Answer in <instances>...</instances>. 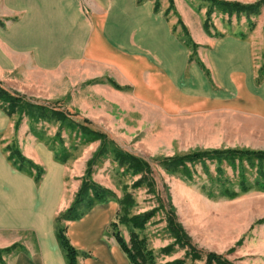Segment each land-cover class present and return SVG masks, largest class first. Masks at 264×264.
<instances>
[{"label": "rangeland", "instance_id": "rangeland-1", "mask_svg": "<svg viewBox=\"0 0 264 264\" xmlns=\"http://www.w3.org/2000/svg\"><path fill=\"white\" fill-rule=\"evenodd\" d=\"M152 1L157 5L156 9L164 3L165 14L171 19L176 18L174 29L180 38L186 36L179 21L187 28L192 40L197 38L198 30L204 31L207 3L200 0ZM226 1L253 4L259 0ZM207 26L211 35H234L249 40L259 75L264 76V3L255 9L231 13L213 8ZM188 48L193 58L192 49ZM25 61L24 57L16 56L20 65L24 66ZM59 67L54 72H43L35 79V72H27L26 76L20 66L2 75L4 85L1 86L31 102L63 111L79 124L106 133L113 141L106 145L107 149L115 145L148 161L152 168L151 187L145 181L138 182L140 174L117 161L109 151L96 158L89 179L110 191L106 195L110 199L108 202L116 208L118 201L124 199L129 217L151 213L143 227L135 231L146 240L157 263L206 264V254L213 252L232 264H264V189L254 185L256 179L262 180L255 159L206 158L185 162L191 177H187L180 166L174 171L165 169L160 161L164 157L196 150H264L263 119L223 112L165 113L149 104L135 102L130 96V88L118 85L107 73H101L98 66H88L77 59ZM0 111L5 114L1 106ZM19 116V127L26 128L28 136L43 143L53 157L63 159L58 162L67 167L65 184L71 189L72 203L82 182L86 162L98 148L99 139L84 137L77 125L69 127L54 120L33 123L24 113L8 117L12 128ZM0 138L4 148L11 142L19 148L15 135L3 134ZM262 165L264 170V161ZM242 183L249 185L246 191L240 190ZM87 194L89 197L77 206L79 217L74 220H80L85 212L97 205L88 207L93 200H88L91 190ZM170 206L176 221L190 237L192 248L174 242L167 225ZM68 221L63 220L61 224L66 225ZM118 228L128 242L129 227L119 224ZM102 237L115 242L112 236ZM2 240L0 245L6 242ZM17 250L18 247L1 254L4 264H11ZM194 254L196 256H192ZM81 257L77 255V264Z\"/></svg>", "mask_w": 264, "mask_h": 264}, {"label": "crops", "instance_id": "crops-1", "mask_svg": "<svg viewBox=\"0 0 264 264\" xmlns=\"http://www.w3.org/2000/svg\"><path fill=\"white\" fill-rule=\"evenodd\" d=\"M164 8L163 3L155 9L152 0H0V85L2 75L20 66L38 79L78 59L130 88L135 102L165 113L223 112L264 120V76L251 42L200 29L191 58L174 29L176 18ZM16 56L26 59L24 66ZM26 131L12 128L0 111V135H15L21 153L43 170L38 181L18 170L0 138V241L6 240L0 246H21L11 264H66L54 219L71 204L67 167ZM116 210L112 202L101 203L67 222L66 235L82 256L79 264H130L116 241L102 237Z\"/></svg>", "mask_w": 264, "mask_h": 264}, {"label": "trees", "instance_id": "trees-1", "mask_svg": "<svg viewBox=\"0 0 264 264\" xmlns=\"http://www.w3.org/2000/svg\"><path fill=\"white\" fill-rule=\"evenodd\" d=\"M142 0H137L141 2ZM172 1V0H170ZM207 3L208 8L206 10V20L203 23V29L209 34L207 20L213 10V8H220L221 10L231 13L232 11L241 10H251L257 8L260 4L264 3V0H259L253 4H242L237 1H226V0H200ZM157 5L155 4V9ZM183 34L186 36L185 39L181 40L183 43L192 49L193 55L197 44L188 35L187 28L179 21ZM201 68L204 66L199 62ZM115 87L118 88L116 84L113 83ZM0 106L3 108L5 114L10 117L12 114H22L24 113L29 120L33 123H37L42 120H54L61 124H66L69 127L77 125L80 128V132L84 137L90 138L92 140L99 139L100 144L95 150L90 159L86 162V169L83 175L80 187L75 194V197L70 204V206L63 212H60L54 219L55 224V235L58 244L63 251V255L66 264H77V249L71 244L69 238L66 235V225L61 224L64 220H74L79 217V213L76 211L77 206L86 197L88 190H91V197L88 200L93 199L88 203V207L94 204L107 203L110 199L106 196L110 193L109 190L101 187L100 185L92 182L89 179L92 165L94 164L96 158L101 156L106 152H111L112 156L122 164H126L129 168L133 170L134 173L140 174L138 182H146L149 187L152 186V179L149 177L152 173V168L148 161L142 157L136 156L132 153L119 149V147L113 145L107 149V144L113 143L107 137V134L98 130H95L88 125L79 124L69 118L67 113L51 108L47 105L40 103H34L26 99L24 96L10 92L0 85ZM21 116H19L15 123L14 129L19 127ZM88 123L87 120H84ZM7 154V159L20 171H24L29 175L33 176L35 181H38L43 173L40 166L34 164L31 160L27 159L19 150L15 142L7 144L4 148ZM55 160L63 162V159H58L56 156ZM208 158H239V159H255L257 161V173L262 180L256 179L254 185L264 189V170L262 162L264 161V150H253V149H243V148H225V149H208V150H196L182 155H173L169 157L162 158L161 163L163 167L169 171H174L177 167H181L183 173L187 177H191L189 169L185 166V162H193L195 160H202ZM249 185L241 184V191H246ZM232 195V193H229ZM86 195V196H85ZM118 208L116 210L113 220L108 224L106 228V235L112 236L119 248L125 253L130 264H159L156 262L152 250L147 246L146 240L138 235L135 231L136 228H142L144 222L148 219L151 213H146L143 215L128 216V205L124 204V199L118 201ZM167 225L170 230L174 242L181 247L192 248L190 237L184 232L180 223L176 221L173 208L170 206L167 211ZM119 224H124L129 227V241L126 242L120 233L118 228ZM19 247V244H12L11 246L0 249V263L4 264L1 254L3 252H10L12 249ZM192 251V249H191ZM192 256H196L195 254ZM198 256V255H197ZM216 264H232L229 260L223 258L221 255L209 252L206 254V264L210 263ZM173 264V263H171Z\"/></svg>", "mask_w": 264, "mask_h": 264}]
</instances>
